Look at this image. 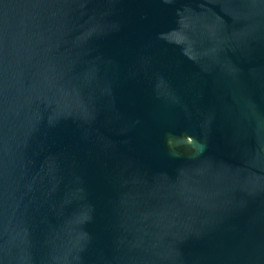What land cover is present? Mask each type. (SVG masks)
<instances>
[{
  "label": "water",
  "instance_id": "95a60500",
  "mask_svg": "<svg viewBox=\"0 0 264 264\" xmlns=\"http://www.w3.org/2000/svg\"><path fill=\"white\" fill-rule=\"evenodd\" d=\"M0 264H264V0H0Z\"/></svg>",
  "mask_w": 264,
  "mask_h": 264
}]
</instances>
